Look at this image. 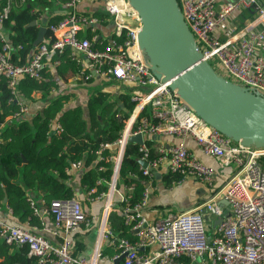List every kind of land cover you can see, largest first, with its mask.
<instances>
[{"label":"built area","instance_id":"built-area-1","mask_svg":"<svg viewBox=\"0 0 264 264\" xmlns=\"http://www.w3.org/2000/svg\"><path fill=\"white\" fill-rule=\"evenodd\" d=\"M57 1L64 8L61 19L42 26L53 39L42 38L22 63L11 58L3 23L11 9L26 0H4L0 5V76L16 96L20 78L40 79L42 68L57 64L58 56L65 54L79 65L76 79L97 76L124 87L120 91L130 89L134 107L124 120L120 134L112 142L101 143L96 153L97 160H102L103 150L111 152L107 158L113 163L108 189L118 193V203L123 205L117 211L130 227L133 239L119 237L106 226L108 211L112 208L106 192L96 196L92 195L94 188L85 192L86 200L92 202L108 197L99 222L100 241H107L106 246L115 250L111 256L106 255L108 264H264V146L251 147L221 133L204 121L178 95L176 88L169 87L171 80H164L163 75L151 68L138 43L140 19L128 0H93L102 1V10L112 24L107 37L95 32L101 19L77 11L78 3L84 0ZM176 2L201 59L224 78L264 95V29L257 28L259 23H264V3L258 0ZM242 9L253 10L255 16L238 29L227 27L229 18ZM87 30L93 32L90 38ZM18 106V111L9 118L17 120L25 114L27 106L22 101ZM51 127L59 130L57 123ZM136 135L141 136V143L129 141ZM171 137L175 138L174 142L162 140ZM187 139L193 140L204 155L213 158L218 168L231 169L219 188L215 187V167L194 155L186 145ZM146 141L152 142L151 147ZM129 142L138 145V170L146 177L141 199L134 204L129 202L126 193L132 190V185L116 188ZM139 161H145L146 166ZM81 167L82 163L76 161L67 171L74 173ZM155 172L178 175L177 183L198 180L205 187L203 200L187 209L169 210L148 218L145 208ZM103 181L100 178L96 184ZM30 205L36 214L41 211L51 216L54 231L62 234L61 240L52 243L42 234L12 225L0 217L2 243L25 245L28 256L34 257L36 264H96L104 249L100 242L91 260L74 255L71 248L70 235L90 227L93 222V216L85 213L76 194L52 199L45 208H38L33 201Z\"/></svg>","mask_w":264,"mask_h":264},{"label":"trees","instance_id":"trees-1","mask_svg":"<svg viewBox=\"0 0 264 264\" xmlns=\"http://www.w3.org/2000/svg\"><path fill=\"white\" fill-rule=\"evenodd\" d=\"M3 2L0 0V5ZM53 2L26 0V3L11 9L3 29L11 46L12 60L22 63L28 59L34 46L39 43H34L38 27L32 21L50 9ZM92 15L101 19V23L108 18L101 10ZM61 16L50 17L48 23L58 22ZM86 33L89 38L93 35L89 30ZM43 38L53 39L49 31L45 32ZM58 59L59 62L52 67L42 68L40 79L20 78L16 96L10 93L6 79L0 76V207L7 205L17 225L23 227L28 225L40 229L43 225L42 217L34 212L30 201L37 207L45 208L52 199L74 196L75 189L67 183L70 176L67 169L73 162L82 163L79 184L84 194L92 188H95L92 195L107 191L113 166L111 160L107 159L111 152L109 149L103 150L102 160H97L96 152L101 143L112 142L118 137L124 120L134 107V102L130 100V89L119 92L117 99L110 97V91L96 90L83 103L73 102V93L55 92L62 79L74 76L79 69L78 63L65 54L59 55ZM92 80L77 79V82L90 83ZM35 94L48 99L41 111L30 117L23 114L17 120L7 119L18 111L19 101L25 105L37 101ZM53 123L59 125L58 131L51 127ZM146 143L151 147V141ZM137 148L134 142L126 145L117 182V187L132 185V190L126 191L131 204L140 201L146 184V177L138 170ZM150 150L153 155L154 148ZM100 178L104 181L96 184ZM160 180L169 187L177 183L180 176L163 173ZM35 195L39 200H34ZM107 223L115 235L133 239L122 214L110 211ZM81 247L83 244L77 243L76 251ZM113 253L115 250L109 246L102 250L103 255ZM73 254L76 255L74 250ZM0 264H36V259L28 256L25 245L0 243Z\"/></svg>","mask_w":264,"mask_h":264},{"label":"water","instance_id":"water-1","mask_svg":"<svg viewBox=\"0 0 264 264\" xmlns=\"http://www.w3.org/2000/svg\"><path fill=\"white\" fill-rule=\"evenodd\" d=\"M128 1L140 19L138 43L151 68L164 80H171L169 87L176 88L178 95L221 133L251 147L264 146V95L217 74L201 59L176 0ZM44 34L45 28L40 27L34 43ZM129 141L141 143V136ZM139 162L146 166L145 161Z\"/></svg>","mask_w":264,"mask_h":264},{"label":"crops","instance_id":"crops-1","mask_svg":"<svg viewBox=\"0 0 264 264\" xmlns=\"http://www.w3.org/2000/svg\"><path fill=\"white\" fill-rule=\"evenodd\" d=\"M229 1H237V0H218V3H226ZM258 1L260 3H264V0H258ZM63 10H64V8H63L62 4L59 1L54 0L52 7L50 9L46 10L45 13L40 14V16H38L36 19H34L32 21L34 23H32V24L36 25V27H38V30L42 26L46 27L48 24L49 18L62 15ZM100 10L103 11L102 10V1L84 0V1H81L80 3H78V5H77V11L80 13H84V14H93V13L100 11ZM254 14H255L254 11L251 9H242V10L238 11L237 13H235L232 17L229 18V20H228L229 25H227V27L232 26V27H235L237 29L240 27H243V25H245L250 19H252L254 17ZM257 28L264 29V23H259ZM111 29H112L111 22L106 21L105 23L100 24L97 31L101 36L107 37L111 33ZM221 32L222 31L220 30L219 34ZM220 36H223V34H220ZM85 63L88 66V63L86 61H85ZM92 79L93 80L90 83H79V82H77V79L74 76H71V77H68L67 79H62L60 84L58 85V88H55L54 91L55 92H57V91H59V92L63 91L64 92L65 91V92H70V93L74 94V93H76V90L79 91L80 88H82V90L87 91V90H92L96 87H99V85H101V83H99L100 79H98L97 76L95 78H92ZM100 81H102V80H100ZM103 82H105V81H103ZM107 83H111V82H107ZM111 84H114V83H111ZM65 85L71 86V87H69L70 89L64 88ZM71 88H73V89H71ZM105 88H103V90H105ZM109 88L110 87H107L108 90H109ZM124 91L127 92V90H124ZM124 91H120V93L124 92ZM92 92H94V91H92ZM35 98L37 101L29 102L26 104L27 111L24 114L26 117H30L33 114H35L36 112L41 111V109L48 103V99L47 98H45V99L40 98L39 94H35ZM9 117H8V120H10V121L15 120V119H11ZM162 140L164 142H166V141L174 142L175 138H173V137L164 138ZM186 145L190 149V151L194 155H196L200 160H202L203 162H205L206 164H208L210 166L215 167L216 172H217V177H216L217 184L219 183L221 185L222 184L221 181L224 180V178L229 175L228 174L229 172H227V171H230V169L218 168L216 161L213 158L204 155L200 151L199 147L197 146V144L193 140L187 139ZM161 171H164V170H161ZM220 173H222V174L220 175ZM80 174H81V170L76 171L74 173L73 172L69 173L70 176L67 179V183L73 186V188L75 189V194L78 196V199L80 200V203H81L83 210L88 215L93 216V222L90 225V227L82 228L80 231L75 232L74 234L70 235V244H71L72 251L74 250V252L76 253V256L82 257V258L87 259V260H91L93 255L95 254V250H96L98 242H100V244L103 248L107 244V241H105V240L100 241V239H99L100 238V234H99L100 216H99L98 210L100 208L99 207L100 204L103 203V201L105 203L108 200L107 196H109L111 198L112 208L108 212L115 211L116 213H118L117 210H118V207L120 206V203H118L119 202L118 193L116 191H109V189H107L108 191H106L107 196H102L100 199H98L95 202L86 200V194H84V192H82L83 190L81 189L80 184H79ZM161 176H162V173H159V172H158V175L155 176V181L153 183V189L150 193L149 200H148V203H147L146 208H145V214L150 219H153L157 215L163 214L166 211H169V210L171 211V209L166 208V205H169V207H171V208L175 207L174 206L175 203H173L174 199L172 198V195L168 194L169 192H167L166 190L172 189L174 187L176 188L178 183H175V184H172V186L166 187L163 185L162 181L160 180ZM186 180L184 182L190 183V181H186ZM117 182H118V180H117ZM116 188L121 189V186L117 187V185H116ZM165 191H166V193H165ZM78 193H80V194H78ZM93 196H96V195H93ZM38 198L39 197L37 195H35L34 200L37 201V200H39ZM4 202H5V199H4ZM189 207H187V208H189ZM38 208H41V207H38ZM187 208H184V209H187ZM177 209L183 210L180 208H177ZM103 212H104V209H103ZM39 215H40V217H42V223H43L42 227L40 229H37L35 226L31 227V226L27 225L26 228H30L34 232L42 234L50 242L57 244L62 238L61 232L54 231L52 218H50L47 214L42 213L40 211ZM0 217L4 218L8 223H10L12 225H17V220H16V218L12 217L11 209L7 205L0 207ZM107 221H108V216H107ZM17 226H20V225H17ZM106 226L109 227L108 223ZM21 227H23V226H21ZM0 243H2V242L0 241ZM77 243L83 244V247H81L79 249V251H76V244ZM109 256H111V255H109ZM108 263H109V261H108L106 255L101 254L96 259V264H108Z\"/></svg>","mask_w":264,"mask_h":264},{"label":"rangeland","instance_id":"rangeland-1","mask_svg":"<svg viewBox=\"0 0 264 264\" xmlns=\"http://www.w3.org/2000/svg\"><path fill=\"white\" fill-rule=\"evenodd\" d=\"M254 16H255V14H254ZM143 53H144L145 58L148 59V56L146 55L145 51H143ZM216 73L219 74L218 71H216ZM99 83H101V85H99V87H96L92 90L85 91V90H82V88H80L79 91L76 90V93H74V95L72 96V101L76 102V103L77 102L83 103V101L89 96V94L92 93V91L101 90L105 87H106L105 90L110 91V94H109L110 97L117 99V95L119 94L120 90L124 89V87H121L117 84H111V83L103 82L100 80H99ZM69 87H71V86L65 85L64 88L70 89ZM107 87H110L109 90L107 89ZM71 89H73V88H71ZM228 169H230V168H228ZM227 172L230 173L231 169H230V171H227ZM221 174L222 173H220V175ZM184 181L179 182L177 184L176 188L174 187L172 189L166 190L167 192H169L168 194L172 195V198L174 199L173 203H175V205H174L175 207H173V208L169 207V205H166L167 209H171L173 211L177 210V208L184 209V208L191 206L193 203H195L197 201L203 200V196L205 195V187L198 180H195V179H187L186 180V181H190V183L184 182ZM221 182H223V180ZM215 185H216L215 186L216 188L220 187V184L219 183L217 184V179L215 181ZM166 191H165V193H166ZM105 203L103 201V203H101L99 206L100 208L98 211H99L100 219L102 218V215H103L102 212H103V206Z\"/></svg>","mask_w":264,"mask_h":264}]
</instances>
